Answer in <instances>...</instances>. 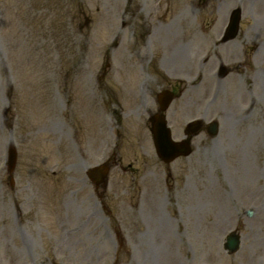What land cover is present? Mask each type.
<instances>
[{"label": "rangeland", "instance_id": "obj_1", "mask_svg": "<svg viewBox=\"0 0 264 264\" xmlns=\"http://www.w3.org/2000/svg\"><path fill=\"white\" fill-rule=\"evenodd\" d=\"M237 8L239 36L218 44ZM213 42L228 74L214 82L215 61L198 88L178 79ZM155 81L186 83L168 114L176 139L201 117L219 136L163 163ZM105 161L97 187L86 172ZM31 262L264 264V0H0V264Z\"/></svg>", "mask_w": 264, "mask_h": 264}, {"label": "water", "instance_id": "obj_2", "mask_svg": "<svg viewBox=\"0 0 264 264\" xmlns=\"http://www.w3.org/2000/svg\"><path fill=\"white\" fill-rule=\"evenodd\" d=\"M240 18H241L240 11L238 10L235 12L233 19H232V23L229 27V30L233 32L234 34L238 32ZM211 129H212L211 133H215L217 131V126L213 125ZM157 139H158V145L160 147L159 148L160 154L167 161H170L179 155L188 153V149H189L188 146H186L185 144L178 145L172 141L170 132L167 129L165 124H163V127L160 128V132H159ZM13 161H14V155H13L12 164H13ZM106 172L107 170L103 167L98 170H94L92 174H94L93 176H96L97 174L99 178L98 181H100L105 176ZM230 246L232 250L236 249L237 243L231 240Z\"/></svg>", "mask_w": 264, "mask_h": 264}]
</instances>
